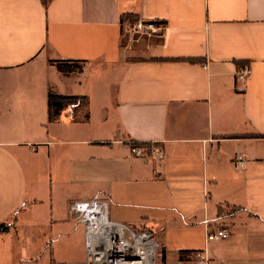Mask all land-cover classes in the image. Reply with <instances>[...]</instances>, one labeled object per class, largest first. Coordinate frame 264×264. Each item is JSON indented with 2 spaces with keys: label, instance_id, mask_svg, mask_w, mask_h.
Here are the masks:
<instances>
[{
  "label": "crops",
  "instance_id": "1",
  "mask_svg": "<svg viewBox=\"0 0 264 264\" xmlns=\"http://www.w3.org/2000/svg\"><path fill=\"white\" fill-rule=\"evenodd\" d=\"M127 14L165 29L131 39ZM50 91L88 97L89 120L49 123ZM131 143H160L163 162ZM94 200L176 264L205 250L210 264H264V0H0V264L42 263L25 236L45 238L48 264L82 263L71 206ZM228 207L244 212L219 217ZM72 238L77 252L60 251Z\"/></svg>",
  "mask_w": 264,
  "mask_h": 264
},
{
  "label": "built area",
  "instance_id": "2",
  "mask_svg": "<svg viewBox=\"0 0 264 264\" xmlns=\"http://www.w3.org/2000/svg\"><path fill=\"white\" fill-rule=\"evenodd\" d=\"M126 29L134 36L161 35L164 26L155 21H137L127 25ZM252 74L249 66L240 67L237 72L239 81L247 80ZM137 158H155L163 162L165 151L160 143L143 146H130ZM237 168L244 167V161L238 160ZM71 212L85 228V260L80 264H158L162 259L160 245L150 231L131 228L127 224L115 222L110 218V203L105 200L77 201L71 206ZM230 230L221 229L207 233L206 242L226 240ZM180 264H210L205 251L192 252Z\"/></svg>",
  "mask_w": 264,
  "mask_h": 264
},
{
  "label": "trees",
  "instance_id": "3",
  "mask_svg": "<svg viewBox=\"0 0 264 264\" xmlns=\"http://www.w3.org/2000/svg\"><path fill=\"white\" fill-rule=\"evenodd\" d=\"M46 4V0H43ZM135 23L138 21V17L133 15H124L122 18L123 22L130 20ZM59 72L64 75H70L75 72H81V65L83 62L80 61H59L55 63ZM248 65L247 62L238 63L239 67H245ZM89 98L85 96H66L59 95L52 91L48 94V122L57 123L61 119V115L64 111L70 110L75 121H88L89 120ZM150 143H131L132 146H143ZM229 211L227 212L223 208H219V217L224 216H235L244 212L243 208L238 207H228ZM12 224L2 223L0 224V235L10 232ZM192 252H181L180 261H184L186 256ZM162 260L163 264L166 262L165 251L162 250Z\"/></svg>",
  "mask_w": 264,
  "mask_h": 264
},
{
  "label": "rangeland",
  "instance_id": "4",
  "mask_svg": "<svg viewBox=\"0 0 264 264\" xmlns=\"http://www.w3.org/2000/svg\"><path fill=\"white\" fill-rule=\"evenodd\" d=\"M127 25H133L134 23L131 22L130 20H126L125 22ZM123 33L127 36V37H131V39H137L140 37H145V36H138V35H133L131 32H128V29H126V27L124 28ZM148 37V36H147ZM131 228H135L130 226ZM136 229H140V228H136ZM45 238L40 237V236H25L24 238V242H23V249H24V253L25 255L29 256V257H34L35 254H37L38 258L40 261H42V263L40 264H48L49 261V254H48V250L45 251L43 250V244L41 243L42 240H44ZM71 245L73 246V248H60V251H62L63 253L66 254H71L74 255L78 248H75V243L73 245V238L71 239ZM65 247V246H64ZM160 253H162V248L160 246ZM45 262V263H44ZM25 264H31L30 261L25 260L24 261ZM158 264H163V260L159 259ZM165 264H176V260H174L173 258H167Z\"/></svg>",
  "mask_w": 264,
  "mask_h": 264
}]
</instances>
